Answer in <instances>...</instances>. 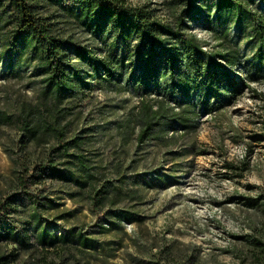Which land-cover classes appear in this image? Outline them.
<instances>
[{
  "label": "trees",
  "instance_id": "1",
  "mask_svg": "<svg viewBox=\"0 0 264 264\" xmlns=\"http://www.w3.org/2000/svg\"><path fill=\"white\" fill-rule=\"evenodd\" d=\"M169 4L177 11L172 22L124 0H0V59L7 60L6 70L15 73V58L22 50L29 51L42 70L38 92L42 102L37 108L23 109L18 116L0 110V126L17 127V144L24 154L23 160H14L18 170L12 191L0 196V245L13 244L26 252L67 248L90 241V234L123 231L124 223L142 222L136 211L143 200L140 184L154 188L161 180L149 173L126 174L120 165L109 176L86 157L89 127L73 131L67 120L75 101L86 93L127 91L173 103L179 113L163 102L157 110L143 103L137 117V138L142 142L192 130L198 104L206 114L217 112L243 94L247 81H264V0ZM62 23L88 33L105 48L96 54L66 34ZM190 24L214 35L219 47L205 52L203 43L188 31ZM232 40L236 44L244 40L251 50L244 65ZM233 70H244L245 75L236 77ZM225 166L238 177L248 169L247 162ZM47 181L84 202L98 218L93 225L97 231L92 226L86 232L82 227L61 230L56 221L72 211L61 212L53 221L44 217L61 205L44 187L32 191ZM10 257L16 261V253ZM8 261V255L0 254V264Z\"/></svg>",
  "mask_w": 264,
  "mask_h": 264
},
{
  "label": "rangeland",
  "instance_id": "2",
  "mask_svg": "<svg viewBox=\"0 0 264 264\" xmlns=\"http://www.w3.org/2000/svg\"><path fill=\"white\" fill-rule=\"evenodd\" d=\"M124 2L146 7L164 22H172L177 13L170 0ZM60 26L96 54L105 48L103 42L70 23ZM190 27L188 31L203 43L205 52L219 47L214 35L192 24ZM236 43L231 41L239 47L244 65L252 56L251 50L244 40ZM6 66L7 60L0 59V110L18 116L23 109L37 108L42 102L38 60L22 50L15 58V73ZM233 72L239 78L245 75L244 70ZM247 83L242 95L217 112L206 114L198 104L194 129L142 142L137 138V117L143 103L157 110L163 102L179 113L173 103L167 104L158 95L144 98L127 91L86 93L75 101L67 117L73 131L90 129L86 132L90 135L86 157L109 176L120 165L126 174L149 173L161 180L154 188L140 184L143 200L136 211L142 222L124 223L123 231L113 228L90 234V241L67 248L26 252L13 244H2L0 254L9 256L8 264H264V81ZM18 137L16 126H0V196L12 191L16 161L24 159ZM231 162H247L242 177L226 168ZM41 187L61 203L44 217L53 221L61 212L72 211L56 221L61 230L82 227L86 232L92 226L91 230L97 231L93 225L99 223L98 218L84 202L69 198L62 192L65 188L55 182L47 181L32 191ZM11 253H16V261Z\"/></svg>",
  "mask_w": 264,
  "mask_h": 264
}]
</instances>
